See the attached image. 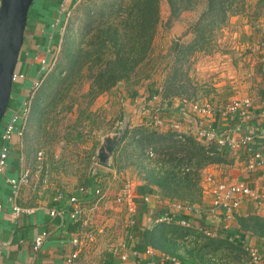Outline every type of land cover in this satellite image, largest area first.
<instances>
[{"label": "crops", "instance_id": "crops-1", "mask_svg": "<svg viewBox=\"0 0 264 264\" xmlns=\"http://www.w3.org/2000/svg\"><path fill=\"white\" fill-rule=\"evenodd\" d=\"M78 1L32 0L25 19L22 44L13 70L15 77L11 80L7 106H13L20 100L23 89L29 84V79L41 76L38 59L44 56L48 65L51 57L58 52L65 38L62 36L61 29L69 19L64 18V10L70 9ZM257 23L261 28L255 34L257 45L251 48L250 70L238 76L233 75L232 80L229 81L230 85H226V88L233 89V96L225 104L233 99L247 98L249 100L247 118L244 121L240 122L229 114L220 115L217 111L196 115L187 106L181 104V100H185L183 98L158 101L160 116L168 122L178 124L177 130L180 132L191 134L195 126L191 120H194L196 127L210 129L217 137H223L226 140H236L246 131L253 133V139L248 143V150L244 149L241 152L239 149L231 150L225 144L212 143L225 156L227 162L209 164L202 169L200 198L198 202L189 203L198 208L196 213H189L187 210L174 212L171 205L180 201L167 199L161 195L158 187L152 181L145 179L143 174H133L131 170L129 171L131 165L113 164L111 160L113 153L108 164L102 165L97 162L96 171L100 175L98 174L95 180H86L85 190L82 186H78L73 192L68 193L55 189L40 191L43 187L40 183L44 182L41 178L32 186L28 184L22 186L16 197L12 199L5 179L16 177L20 170H27L28 180H31L32 173L34 172L35 175L40 171L39 165L33 161L35 147L25 159L27 145L24 139L28 138L29 132L26 131L29 120L32 122L34 120L36 128L42 120L43 109L49 103L52 91L56 89L53 86L56 80L53 78L57 75L53 77L51 68H46L41 76L40 85L31 98L29 118H27L23 135L12 145L3 174L0 176V264L23 262L65 264L64 259L71 251H76L72 264H107L110 260L118 264H136L138 261L135 260L134 246L141 240L146 242L143 251L138 255L142 264H175L170 260L171 257L178 264H190L185 260L183 246L192 238L191 235L182 236L183 239L175 238V246H177L173 253H169V249H166L167 252L162 251L152 241L151 235H154L156 231L152 229L153 224L157 222L158 216L163 215L170 217L168 221H163L165 223L172 221L204 237L227 238L247 252L248 249H252L257 255L259 261L257 264H264V236L241 230L235 221L238 216L247 215H257L264 221V197L262 196L264 166L250 167L248 165L251 152H264L262 145L264 144V59H262L264 15L257 19ZM55 56L57 57V54ZM248 60H250L249 57L247 62ZM221 75L225 74L221 73ZM149 94V91L147 94H141L139 90H136L135 96L126 97L127 101H124L122 106L126 108L129 123L131 120L144 122ZM98 98L97 96L96 99ZM179 113L182 115L181 118ZM164 129L165 127L157 128L159 131ZM191 135L194 137L193 134ZM206 176L214 180H243L258 199L242 197L237 207L230 212L221 207H214L211 205L212 195L205 190ZM125 182H128L129 187L123 192L122 186ZM28 188H31L32 192L29 193ZM95 188L99 189V194L94 193ZM67 196H75L78 199L76 217H70L73 208L66 201ZM93 198L102 203L99 206L94 203L86 204ZM13 206L18 208L17 212L12 210ZM53 208L62 211V215L50 216L48 211ZM104 209L106 210L103 211ZM98 212L103 214L107 212L108 215L104 223L92 225L89 214ZM179 218L190 220L192 223L183 226L177 222ZM224 224L228 226L226 231L221 229ZM207 228L213 231V236H206L203 233V230ZM41 232H46V236L37 251L33 253L32 240ZM73 237H78L79 244L71 243ZM223 259L221 262H224Z\"/></svg>", "mask_w": 264, "mask_h": 264}, {"label": "trees", "instance_id": "trees-1", "mask_svg": "<svg viewBox=\"0 0 264 264\" xmlns=\"http://www.w3.org/2000/svg\"><path fill=\"white\" fill-rule=\"evenodd\" d=\"M164 1L168 8L167 17L162 22L164 27L169 26L183 11H190L198 4L202 5V9L188 29L191 39L187 42L174 40L170 47L173 53L171 72L164 80L160 96L163 99L159 100L168 97L182 98L180 95L184 92L183 85L175 82L177 77H186L188 80L182 64L188 61L192 53L205 51L213 33L220 29L229 16L240 14L250 24L264 15V0ZM159 2L160 0H100L99 4L95 3L91 7L83 6L84 9L77 18L80 25L77 27L79 36L75 45L70 40L66 41V38L64 40L67 44L62 48V55L66 57L65 71L62 77L57 78L62 86L60 89L58 86L55 101L64 96L74 78H84L86 81L83 96L88 98L89 104L118 81L127 83L141 77L160 22ZM149 92L150 96L157 95L156 90ZM135 95V89L128 93L129 97ZM142 125L130 130L126 127L121 141L127 137L138 154L152 161V166L144 167L141 171L145 179L152 181L167 199L190 204L198 202L202 169L209 164L226 163L225 156L212 143L198 140L189 133L174 129L159 131L158 127L147 128ZM119 144L113 155L119 149ZM114 164L118 166L115 160ZM235 221L241 230L264 236V221L259 216H238ZM152 229L156 230L151 235L152 241L162 251L167 252L166 249H169V253H173L177 246L175 238L183 239L182 236L191 235L192 238L183 246L185 260L190 264H230L239 259L241 254L248 255L246 250L227 238L204 237L172 221L155 222ZM145 243L143 240L137 241L134 246L135 260L138 261L136 264H142L138 255L143 251ZM216 255L224 258V262H221L222 259L217 262ZM107 264L118 263L110 260Z\"/></svg>", "mask_w": 264, "mask_h": 264}, {"label": "rangeland", "instance_id": "rangeland-1", "mask_svg": "<svg viewBox=\"0 0 264 264\" xmlns=\"http://www.w3.org/2000/svg\"><path fill=\"white\" fill-rule=\"evenodd\" d=\"M95 3L99 4L100 0H80L70 9L64 10V18L69 19L61 29V33L67 41L72 42V45H75L79 36L77 27L80 25V21L77 18L84 9L83 6L91 7ZM201 9L202 5L198 4L190 11H183L171 21L169 26L164 27L162 22L167 17L168 8L165 1L160 0V22L152 40L150 56L140 74L141 77L131 79L127 83L118 81L107 92L97 95L98 100L96 96L89 104H87L88 98L83 96V92L86 90L84 78H74L64 96L55 101L62 86L57 78L62 77L65 71L66 57L62 55L64 53L62 48L67 44L62 42L56 53L57 57L54 54L48 64L50 70L53 71V77L57 75L56 78H53L56 80L54 85L51 83L56 87L52 91V95L55 96L53 95V98L50 95L49 103L46 104L41 115L42 120L36 128L34 120L33 122L29 120L27 131L25 130L29 132V134L27 133L28 138L24 139L27 145L25 159L35 147L33 161L40 168L38 169L40 171L35 175L34 172L32 173L28 185L32 186L42 178L44 182L40 183L43 186L40 191L46 192L49 189H55L68 193L73 192L78 186H82L85 190V181L97 178L99 172L96 171L98 163L94 156V150L99 143L100 135L117 129L121 121L122 110L126 115V108L124 105L122 106V103L127 101L126 97L131 90H139L141 94L156 90L158 97L154 104L158 105L159 98H162L160 96L164 80L171 72L173 53L170 47L174 40L187 42L191 39L192 35L188 29L198 17ZM257 24V19L249 24L240 14L229 16L220 29L213 33L205 51L192 53L188 61L182 64L183 69L187 72L188 80L185 79L186 77H177L175 81L176 84L183 85L184 92H181L180 97L189 103L195 102L198 105L206 103L215 109L223 107V104L233 96V89L226 88V85H230L229 81L232 80L233 75L238 76L242 72L250 70L251 48L255 44L257 45L255 34L261 28ZM247 57L250 59L248 62ZM221 73L225 75H221ZM179 117H182L180 113ZM142 123L131 120L130 123L127 122V128L130 130L139 125L151 128L144 122ZM135 150L130 140L127 137L124 138L119 144V149L113 155V164L114 160L118 165L129 164L131 165L129 171L131 170L133 174H142V169L152 166V161ZM37 152H41L40 156ZM28 190H30L29 193L32 192L31 188ZM97 201L93 198L86 204L94 203L99 206L102 202ZM107 215V212L105 214L103 212L92 213L89 214V217L91 216L89 220L92 225L101 224L104 223ZM218 259L223 258L216 255L215 260ZM258 262V260L253 262L249 254H241L239 259L230 264H257Z\"/></svg>", "mask_w": 264, "mask_h": 264}, {"label": "built area", "instance_id": "built-area-1", "mask_svg": "<svg viewBox=\"0 0 264 264\" xmlns=\"http://www.w3.org/2000/svg\"><path fill=\"white\" fill-rule=\"evenodd\" d=\"M78 1V0H77ZM264 59V54L262 56ZM38 63L40 66L39 72L41 76L45 73L46 68H48L47 61L44 56L38 59ZM22 77V75H18ZM41 76L34 77L29 79V84L27 87L23 89V93L20 97V100L16 102L13 106H6L5 111L0 119V176L3 174L7 158L12 149V145L19 141L23 135L25 124L30 112V104L31 98L38 89L41 81ZM15 77V74L12 73L11 80ZM156 94L151 95L148 100V109L146 110L147 115L145 116L144 123L151 127H165V129H174L177 130V125L174 122H168L163 119L159 115L158 106L155 103ZM264 100V99H263ZM162 102H164L162 100ZM150 103V104H149ZM181 104L187 106L190 111L194 114L201 113H209L210 111L219 112L220 115L229 114L234 116L240 122L244 121L247 118V108L249 106V100L247 98L243 99H233L229 103L225 104L223 107L213 109L208 104H200L197 103H189L184 100H181ZM192 124L195 126L191 130V134L196 137V139L204 141L206 143H216V144H225L231 150L239 149L240 152L248 150V143L253 139V133L251 131H246V133L239 137L236 140H226L223 137H217L216 134L208 129H201V127H196V121L191 120ZM264 147V144H262ZM40 156L41 152H37ZM38 158V157H37ZM250 163L248 164L250 167L253 166H264V152L261 153L259 151H253L250 155ZM29 173L27 170H20L16 177H9L5 179V183L9 185L10 188V197L14 199L19 192L22 186L28 184ZM206 182L205 190L210 193L211 196V205L214 207H221L227 212L235 209L242 197H252L254 199H258V196L254 194L251 188L243 181V180H214L210 176H206L204 178ZM128 182H125L122 186L123 192L128 190ZM95 194H99V189H94ZM127 195V193H124ZM262 196L264 197V192H262ZM61 195L59 196V198ZM119 200V198H118ZM66 201L72 205V212L70 217H76L75 214H78V199L75 196H67ZM173 207L174 212H184L187 210L189 213H196L198 208L191 206L186 202H177L171 205ZM12 210L14 212L18 211V208L13 206ZM50 216L62 215V211L57 210L55 208L50 209L48 211ZM170 217L168 216H158L156 221H168ZM177 222L183 226H188L192 223L190 220H186L183 218H179ZM228 226L226 224L221 226L223 231H226ZM203 233L206 236H213V231L211 229L203 230ZM46 236V232H41L37 234L31 243V251L34 253L37 251L39 246L41 245L44 237ZM71 243L73 245L79 244L78 237H73L71 239ZM248 254L251 257L253 262L258 260L257 255L252 249H248ZM76 257V251H71L64 259L65 264H72V261ZM172 262L178 264L174 258H170ZM21 264H30L28 262H23ZM151 264V263H147Z\"/></svg>", "mask_w": 264, "mask_h": 264}, {"label": "water", "instance_id": "water-1", "mask_svg": "<svg viewBox=\"0 0 264 264\" xmlns=\"http://www.w3.org/2000/svg\"><path fill=\"white\" fill-rule=\"evenodd\" d=\"M32 0H0V119L7 106L11 76L22 44L23 29ZM127 116L122 117L116 130L100 135L94 156L99 164L109 163L111 155L127 127Z\"/></svg>", "mask_w": 264, "mask_h": 264}]
</instances>
